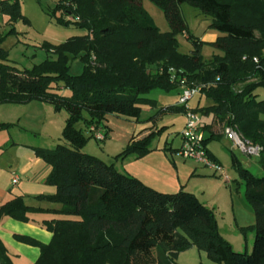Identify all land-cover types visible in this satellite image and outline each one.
Segmentation results:
<instances>
[{"label":"trees","instance_id":"trees-1","mask_svg":"<svg viewBox=\"0 0 264 264\" xmlns=\"http://www.w3.org/2000/svg\"><path fill=\"white\" fill-rule=\"evenodd\" d=\"M142 2H58V11L76 18L61 24H75L88 34L58 46L45 44L52 57L33 70L21 71L9 64L8 52L0 47V105L41 102L56 113L68 114L62 134L67 144L34 149L35 156L51 167L47 184L57 190L36 199L61 206L50 211L58 218L43 221L52 239L48 244L23 235L16 239L40 248L35 264H178L181 253L192 248L205 252L216 264H264V175L256 176L235 153L232 166L255 213L251 254L233 249L220 234L214 211L195 194L159 192L120 172L114 163L83 152L93 138L85 133L90 127L103 131L108 116L139 119L142 106L155 103L150 94L178 89L180 84L172 81L174 69L191 85H209L201 95L212 104L195 112L214 115L223 129L232 126L245 140L259 145L264 172V100L256 94L264 88V0H152L170 25L171 31L165 33L154 25ZM183 4L211 18L210 28L222 33L213 46L223 56L206 63L203 43L193 36L189 37L192 54L179 52L177 35L187 32L180 11ZM0 13L13 23L24 19L19 0H1ZM75 60L83 65L80 74L72 72ZM64 89L71 94H60ZM165 112L185 114V109L175 106ZM81 122L86 131L78 128ZM10 127L0 124V129ZM156 137L152 133L131 142L115 160L146 157ZM221 138L212 132L205 146ZM208 154L218 163L209 150ZM43 211L16 197L0 207V218L28 222L32 213ZM0 264H13L1 239Z\"/></svg>","mask_w":264,"mask_h":264},{"label":"rangeland","instance_id":"rangeland-1","mask_svg":"<svg viewBox=\"0 0 264 264\" xmlns=\"http://www.w3.org/2000/svg\"><path fill=\"white\" fill-rule=\"evenodd\" d=\"M19 1L24 19H19L13 23L8 16L0 13V47L8 52V63L16 66L21 71L33 70L35 66L52 57L51 53L43 47L45 44L60 45L69 38L88 34L87 29L77 27L75 24L68 26L61 24V20L66 23L76 21L75 17L57 10L58 2L62 0ZM142 6L156 27L164 33L171 31L163 10L155 5L152 0H143ZM180 11L187 26V32L177 35L179 52L187 55L192 54L194 44L189 37L193 36V39L203 43L201 53L206 63H209L216 55L223 56L224 53L213 46V43L218 37L222 36V33L210 28L211 18L189 4L181 5ZM25 19L29 22L26 23ZM13 29L16 32H12ZM78 66V60L72 62L74 73L78 72ZM178 93L179 90L177 89L167 96V93L157 90L150 94L148 98H158L162 94L170 99L172 96H178ZM60 94L66 96L70 95L71 92L64 89ZM256 94L258 95V100H264V88H259ZM211 104L212 102L205 98L200 108ZM27 107L26 105L15 104L0 105V124H15L8 129H0V141L7 140L9 137H26L31 139V142L37 148L48 150L55 149L58 144H67L62 136L65 127H61L64 117L68 118L67 112L62 111L53 120H49L48 114L36 111L35 108ZM146 114L143 113L142 116L145 118ZM200 115L203 121L206 120V116L201 113ZM115 121L119 122L118 120ZM220 126L216 124L218 132ZM78 128L85 129V124L83 122L79 123ZM30 131L38 135L33 136ZM85 133L87 136L91 135L88 130ZM220 133L225 137L223 126L220 127ZM179 135L181 136V133ZM166 137L175 136L168 135ZM177 145L178 142L174 144V147ZM208 145L210 151L219 162L217 165L221 168L220 171L216 172L210 167L198 166L192 161L176 158L183 170L184 190L195 194L202 202L212 206L211 209L217 219L220 234L231 244L235 251L251 254L256 236L254 230L255 213L246 199L245 185L236 169L232 166V153H235L245 164V167L256 176L262 177L264 172L259 165V158L245 155L226 137L209 141ZM118 146H120V142L117 141L107 145L105 142L92 138L83 149V152L110 161V154H117L115 152ZM15 152L22 153V155L27 153L23 149L10 152L6 150L0 151V190L10 188L13 185V183H10L13 180V176L10 173L12 164L16 162ZM168 154L171 157L170 152ZM22 155L19 154L18 158L23 157ZM193 166H198L197 171L200 172V176L189 173ZM119 170L122 172L121 168ZM226 176L228 181L225 179ZM21 197L28 206L42 207L44 211L32 213L28 222L17 221L10 217L0 218V239L7 247L13 264H17L20 261L21 255L14 245H10L9 241L11 238L19 244L30 246L18 241L16 236H29V234H33L39 228L44 229L42 218L50 210L45 206L56 205L51 202L40 201L36 197ZM242 229L247 230L244 232ZM44 230L48 232L46 229ZM177 262L178 264H216L208 258L205 252L199 251L197 248L181 253Z\"/></svg>","mask_w":264,"mask_h":264},{"label":"crops","instance_id":"crops-1","mask_svg":"<svg viewBox=\"0 0 264 264\" xmlns=\"http://www.w3.org/2000/svg\"><path fill=\"white\" fill-rule=\"evenodd\" d=\"M50 53L51 55L53 54L52 51ZM82 68L83 65L79 61L78 72L74 73L72 70L73 74H80L82 72ZM178 90V96H172L170 99H168V97L166 98L160 94L158 98L152 99L155 101L154 104L143 105L142 114L139 119L108 116L102 124L103 131L107 134L105 143L108 145L117 141L120 142V146H118L116 149L115 153L117 154H110V161L103 160L99 157L98 158L108 164L114 163L118 170L120 168L122 169V173L137 178L145 185L159 192L177 193L181 190H184L182 178L183 170L179 166L176 158H181L184 161H188L180 155L183 140L182 136L179 135V133H182L185 127L186 118L184 114H180L178 112H165V110L169 109L170 107L178 106V101L183 89L179 86ZM172 92L165 93H167L168 96ZM204 99L205 97H203L201 94L197 95L191 99L189 106L193 110L200 108ZM26 106H28L27 108H35L36 111H41L48 114L49 120H53L54 117L60 114L56 113L52 106L41 102H32ZM143 113H147L145 118L142 116ZM206 117V120H202L203 134L205 139L210 138L212 132L222 135L220 133L221 126L219 127L218 132L216 124L219 125V123L216 121L214 115L211 114ZM67 119L68 118L64 117L61 126L62 128L66 126ZM115 120H118L119 122ZM9 125L15 124L10 123ZM30 132L33 136L38 135L33 131ZM152 133H157V137L153 141L151 146L152 152L149 155L139 160L133 157L127 158L125 160H115V157L122 153L131 142L142 140ZM168 135H174L175 137H166ZM222 137L225 138L223 135ZM25 138L26 137H9L7 140L0 141V151L6 150L7 152H10L13 150L23 149L25 152H27L23 153L24 155L19 152L14 153L16 154V162L12 164L13 166L10 174L13 176V180L17 177L18 182L15 185L13 184L10 188L0 190V207L16 197L23 196L25 198H32L41 195L52 196L56 194V188L47 184V178L51 173V167L42 159H39L35 156L34 149L37 148V146L31 142V139ZM156 142H158L157 145H155ZM176 142H178V145L174 147ZM207 149L210 151L209 145L207 146ZM169 152L171 157H169ZM210 153L217 160L211 151ZM19 154L23 157L18 158ZM192 162L198 166L202 165L195 161ZM242 164L245 166L243 162ZM198 166H193L189 173L200 176V172L197 171ZM13 180L10 183H13ZM202 203L208 208H212L210 204H206L204 202ZM45 207H48L50 210L47 211L48 213L43 215V221L59 217L50 211L60 209V205H47ZM35 208L44 209L42 207ZM43 228L46 229L44 226ZM44 229L39 228V230H35L33 234H29V237H35L34 239L40 241L41 243L48 244L52 239V234L50 232H46ZM9 243L10 245H14V247L18 250V253L21 255V258L19 259L20 263L18 262L17 264H35V262L38 260L41 253L40 248L19 244L13 241L12 238Z\"/></svg>","mask_w":264,"mask_h":264},{"label":"built area","instance_id":"built-area-1","mask_svg":"<svg viewBox=\"0 0 264 264\" xmlns=\"http://www.w3.org/2000/svg\"><path fill=\"white\" fill-rule=\"evenodd\" d=\"M254 62L260 64L259 59L255 58ZM172 81L178 82L182 87V93L178 101V106L185 109L186 124L181 133L183 144L180 150V155L186 160H192L206 167H210L216 172L220 171V167L217 163L213 162L209 157L207 147L205 146V137L203 134V124L200 113L195 112L190 106L189 102L195 96L200 95L205 88L209 85H191L188 83L186 76L182 75V72H177L171 69ZM89 132L94 139L105 142L107 136L104 131L98 129L96 126L89 128ZM225 137L238 147L242 153L247 156L260 158L262 148L259 145H253L249 141L245 140L241 134L232 126L225 127L223 129ZM225 179L228 181V177ZM18 178L13 180V184H17Z\"/></svg>","mask_w":264,"mask_h":264}]
</instances>
